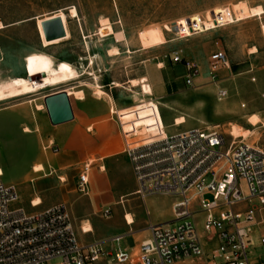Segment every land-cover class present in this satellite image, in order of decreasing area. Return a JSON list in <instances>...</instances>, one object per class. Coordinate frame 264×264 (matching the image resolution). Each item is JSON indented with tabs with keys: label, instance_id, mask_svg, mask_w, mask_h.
Instances as JSON below:
<instances>
[{
	"label": "rangeland",
	"instance_id": "rangeland-1",
	"mask_svg": "<svg viewBox=\"0 0 264 264\" xmlns=\"http://www.w3.org/2000/svg\"><path fill=\"white\" fill-rule=\"evenodd\" d=\"M257 6L264 11V0H0V19L4 23L30 19L19 24L16 42L31 52L40 50L55 58L41 52L29 54L25 59L27 77L1 83L0 100L9 98L15 92L16 83L23 79L39 88L37 94L20 98L28 103L35 100L32 108L43 105L41 97L53 93L49 90L69 85L83 90L82 101H77L80 96L75 95L81 91L70 90L72 110L77 117L100 115L91 126L100 127L108 137L107 148L116 147L121 154H125L126 142H142L146 138L137 133L124 139L119 128L117 115H130L119 111L131 110L134 105L155 113L158 105L167 134L193 128H217L228 141L230 127L239 126L253 131L246 143L258 144L264 149V123L260 126L256 115L247 117L249 112L264 113V105L245 101L251 97L250 79L244 84L245 100L241 102L245 112L239 113L225 108L227 100L216 101L218 82L213 84L208 78V60L217 48L225 50L229 66L235 67L237 73L244 72L241 65L247 62L249 48H261L264 37L260 26L264 24V15L250 18L249 13ZM71 9H75L74 15H70ZM54 11L63 14L69 38L44 48L38 45L37 22L48 19ZM101 21H107L112 31L122 34L123 39L116 42L113 35H98ZM205 23L214 24L216 29L204 31ZM193 34L196 36L186 37ZM114 48L115 53L108 52ZM175 53L199 68L194 88L185 86L184 69L172 61ZM58 60L63 61L56 63ZM54 69L58 70L52 74ZM132 81L135 83L131 84ZM97 90L104 93L101 98L94 96ZM141 116L137 114V118ZM181 117L185 123L175 127L174 121ZM42 144L41 152L51 156L49 142L43 139ZM90 161L94 162L93 158ZM28 165L26 159L0 152V167L5 170V173L2 171L5 177L0 181L15 187L19 202L14 207L30 214L33 210L28 199L36 190L30 179L38 175L29 177V183L24 182L22 177L28 172ZM209 182L207 178L205 183ZM202 197L211 200L209 194ZM175 200L174 196L152 195L147 197L145 205L136 203L142 213L147 210L151 217L164 216L162 224L172 220L170 209ZM196 221L201 223V218ZM199 230L202 234L201 227ZM210 247L215 248L216 243Z\"/></svg>",
	"mask_w": 264,
	"mask_h": 264
},
{
	"label": "built area",
	"instance_id": "built-area-1",
	"mask_svg": "<svg viewBox=\"0 0 264 264\" xmlns=\"http://www.w3.org/2000/svg\"><path fill=\"white\" fill-rule=\"evenodd\" d=\"M172 61L185 68V86L194 88L199 68L178 53ZM227 66L222 50L213 53L210 82L217 84L218 70ZM227 97L218 87L216 101ZM229 139L217 128H193L157 134L143 143L125 141L136 195L142 200L152 195L177 199L173 219L149 224L148 237L131 251L106 249L100 243L81 246L63 205L27 214L14 207L19 201L15 187L0 181V264H264V149ZM49 150L56 153L57 147ZM91 168L92 162L85 163L77 176L79 194L88 193Z\"/></svg>",
	"mask_w": 264,
	"mask_h": 264
},
{
	"label": "crops",
	"instance_id": "crops-1",
	"mask_svg": "<svg viewBox=\"0 0 264 264\" xmlns=\"http://www.w3.org/2000/svg\"><path fill=\"white\" fill-rule=\"evenodd\" d=\"M56 13L57 11H54L49 16L52 17ZM29 21L30 19L17 23H4L0 19L2 23V28H0V85L11 79L26 78V57L31 53H44L40 50L31 52L30 48H25L16 42L15 34L21 28L19 24ZM200 32L205 33L202 30ZM191 36L196 35H187L186 37ZM38 45L43 47L40 39ZM217 50L222 49L217 48ZM222 51L227 58L225 50ZM47 55L53 60L55 59L50 54ZM246 59L247 62L241 65L243 73H237L235 67L231 68L228 58V66L218 70V86L228 92L225 108L229 111L245 112L241 102L245 100L243 98L244 84L245 82L247 84L249 79L251 97L246 98L245 101L250 100L257 105H264V42L261 48L256 46L249 48ZM61 61L63 60L55 62ZM183 69L186 75V70ZM69 86L58 87L55 90H49V92L65 90L70 102V98H72L70 90H78L83 93V98L81 100L74 99L82 101L84 99L83 90L69 88ZM45 96L41 97L42 104ZM34 102L35 100L28 103L20 98L6 99L0 102V152L14 154L19 160L26 159L29 162L28 172L22 177L24 182L29 183L27 180L29 177L38 175L30 179V183L35 184L36 189L28 199L29 208L33 210L30 215L40 214L50 208L63 205L81 246L100 243L106 249L127 251L135 249L148 237V231H146L148 225L161 224L164 216L151 217L147 210H145V216V213L141 212V207L136 201L145 205L147 198L142 200L135 193L136 182L133 178L130 161L125 154L117 152L118 148L110 147L108 149L107 135L100 127L91 126V123L93 124V121L100 115L82 114L77 117L72 110L73 120L71 122L54 127L50 125L43 105H37L40 109L34 106L36 109L34 111L32 108ZM119 113L130 114L127 117H120L125 126L126 138L145 130L146 136L144 137L146 138L139 142L143 143L157 134L166 132L158 105H156V113L152 109H146L140 105H134L131 110L127 109L119 111ZM250 113L247 117L256 115L260 121L259 125L262 126L264 113L257 111ZM137 114H141V118H137ZM24 128H28L30 133H24ZM43 139L49 144L52 143L51 145L55 144L57 152L49 151L51 156L44 155L41 152ZM92 158L94 162H92V168L88 175L89 190L87 195H82L75 188L78 181L77 176L82 166L91 162ZM39 165L42 169L34 172L33 168ZM0 170L5 173L1 167ZM120 173H122L121 176ZM3 177L5 176H2L1 179ZM35 199L39 200V205L32 206L31 203ZM176 201L177 199L172 203L171 209ZM105 211L109 216H104L103 212ZM126 215L132 217L130 225L125 220ZM173 217L172 213L171 219ZM85 226H88L89 229H84ZM119 236L123 238L117 244L111 242L113 238Z\"/></svg>",
	"mask_w": 264,
	"mask_h": 264
},
{
	"label": "bare ground",
	"instance_id": "bare-ground-1",
	"mask_svg": "<svg viewBox=\"0 0 264 264\" xmlns=\"http://www.w3.org/2000/svg\"><path fill=\"white\" fill-rule=\"evenodd\" d=\"M249 13H250V18L251 17H260V16L264 15V11H263V9L260 6H257L255 8H251ZM56 14L62 19L64 32H65L66 36L64 38H61V39H56L54 41L47 42L45 40V36H43V31H42V28H41V23L43 22V20H39L37 22V32H38V36L40 37V40H41V43H42L43 47L52 46V45H54L56 43L65 41V40H67L69 38L68 31H67V26H66V21H65V18L63 17V14L61 12L56 13ZM71 14L72 15L75 14V9H71L70 15ZM49 18H51V17H49ZM0 28H2L1 25H0ZM214 28H215V26L212 23H205L204 24V31H211ZM260 31H261V33H262V35L264 37V24H262L260 26ZM98 35H100L101 37H107L109 35H113V36H115L116 42H120L123 39V35L122 34H120V33H116L115 34L112 31V28H111V26L109 25V23L107 21H101L100 27L98 29ZM108 52L115 53L116 49L115 48L111 49ZM57 70L58 69L52 70L51 71L52 74L56 73ZM134 83H135L134 81L131 82V84H134ZM14 91L15 92L11 93V96L9 98H6V97L1 98L0 102L2 100H6V99L26 98V97H28L30 95L37 94V92L39 91V88L36 87L35 84L32 81L23 79V80H19V82L16 83ZM75 95L77 97L80 96L79 100H81L83 98L82 97V95H83L82 92L75 93ZM103 95H104V93L102 91H99V90H97L95 92V94H94V96H97V98H101ZM36 108L40 109L39 106H37ZM112 111L115 112L114 109H112ZM174 123H175V125H174L175 127H179L180 125L185 123L184 122V118L181 117L179 119H176L174 121ZM23 132L27 133V134L30 133L28 128H24ZM140 133H142L143 136L146 135V131L145 130H142ZM252 134H253V131L243 130L239 126H232V127H230V129H229V131L227 133V136L229 138H233L235 140L236 139H238V140L242 139V140L245 141V140H247V138L252 136ZM41 169H42V167L40 165L33 168L34 172H38ZM2 176H3V173L0 170V178ZM32 205H34V206L39 205V200L38 199L33 200ZM125 220H126L127 224L130 225L132 223L131 215H126L125 216ZM84 229H89V228H88V226H85Z\"/></svg>",
	"mask_w": 264,
	"mask_h": 264
},
{
	"label": "water",
	"instance_id": "water-1",
	"mask_svg": "<svg viewBox=\"0 0 264 264\" xmlns=\"http://www.w3.org/2000/svg\"><path fill=\"white\" fill-rule=\"evenodd\" d=\"M41 28L47 42L66 36L62 19L57 14L43 21ZM43 107L46 110L51 126L56 127V125L65 124L73 120L72 107H70L69 97L65 90L46 95L43 98Z\"/></svg>",
	"mask_w": 264,
	"mask_h": 264
}]
</instances>
